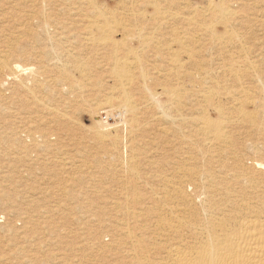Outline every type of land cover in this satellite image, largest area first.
I'll return each mask as SVG.
<instances>
[{
    "label": "bare ground",
    "instance_id": "1",
    "mask_svg": "<svg viewBox=\"0 0 264 264\" xmlns=\"http://www.w3.org/2000/svg\"><path fill=\"white\" fill-rule=\"evenodd\" d=\"M108 1L40 0L39 3L45 7L48 6V10L50 9V11H39L41 16L37 20L47 33V45L51 42L57 47H62V43H64L61 39L51 35L50 29L54 33H59L65 42L70 38L77 43L75 47L77 50L73 48L71 51L68 48L62 53L59 52L61 56H57L60 62L58 68L55 69V71L57 70L55 75L62 84L61 91L65 89L77 92L88 87L96 90L97 92L94 91L95 95L101 97L97 99L100 100L96 110L99 112L98 119L102 120L104 117L106 121L110 120V123L89 128V138L99 145L102 153L107 152V157H105L109 158L107 161L109 164H106L108 167L105 168L112 172V175L110 172L107 177L113 181L110 177L114 176V185H116L112 186L115 187L113 189L109 185L102 189L101 185L99 188L102 190L96 189V191L100 190L98 194L95 193L96 197L89 200L85 198L86 202L90 203L86 205L87 208L92 204L97 208L94 209L97 211H92V216H89L90 213L88 214L90 219L81 220L82 225L84 222L81 229L84 230L85 227L88 229L87 234L92 241L89 244L90 250L88 251L90 252L85 255L80 251L84 256L80 258L74 255L69 258L70 262L63 260L65 258L63 257V261H60L59 264H264V49H260L253 42H245V36L250 35L245 34L246 30L240 29L242 25L251 27L252 24H256L259 21L257 17L259 11H243L241 17L229 18L228 15L234 10H232V4L235 1L232 0V2L224 1L225 5L221 4L219 0H205L204 3L207 6H203L204 10L199 8L200 11L193 5L192 0H120V3L118 0V3L113 5L111 3L110 5ZM11 12L14 13V11ZM250 14L253 15L246 17ZM23 15L25 16V14ZM7 16L9 17V14ZM17 16L15 19H19ZM24 16L21 17L24 18ZM259 24L261 22L258 23V26H261ZM4 25L5 23L2 24V27ZM242 28L246 29V27ZM39 31L41 32L40 29ZM68 45L70 44L68 43ZM212 49H214L213 54L209 56L211 52L208 50ZM11 50L9 52L14 55L13 49ZM2 52L4 53V51ZM3 55L5 56V54ZM51 59L49 60L52 61ZM49 60H46L47 63ZM99 62H105L102 65L109 69L107 79L101 80V77H105L108 71L103 70L107 74L101 76L103 74L101 70L104 68L100 69ZM12 63L7 62L4 58L0 59V73L5 71L7 78L17 82L15 89L19 92L24 87L23 78L21 79L22 73L27 72L28 77L30 76L36 85L39 83V76L44 75L43 72L40 73L43 70H35L32 68L33 66L25 65V67ZM39 66L43 67V64L40 62ZM47 70L49 69L47 68ZM73 70L79 73V78H75ZM46 73L48 71L45 72V75ZM32 88L31 90H33ZM46 91L48 92V90ZM57 96H59V92ZM53 108L50 107L52 112H55ZM94 114L96 113L91 115L89 122L96 117ZM61 115L65 116L66 119H64L67 122L74 123L70 114L63 113ZM46 116L48 117L47 114ZM57 119L59 120L58 117ZM58 120L56 121L58 122ZM6 122L8 121L6 120ZM12 122L14 123V121ZM10 124L11 122L8 125ZM78 124L82 125L83 123ZM43 125L45 126V123ZM58 126L63 127V124ZM38 127L40 129V126ZM7 128L10 131L11 126ZM55 128L58 127L55 125ZM60 129L62 130V128ZM41 130L45 129L41 128ZM58 131L55 130V132ZM19 133H23V131ZM36 133H39L40 138V132ZM64 133L66 135V132ZM56 135L57 138L58 134ZM31 136L34 137V135ZM25 137L27 136L25 135ZM157 137H160L161 143H163V147L160 145L161 152L159 151L161 157L158 161L152 158L153 156L146 157L147 167L153 165L154 168L150 173L142 172L141 170L145 167L140 170L139 161L142 160V158L140 160L142 152L146 151V149L142 151V148L146 144L152 145ZM19 140L22 141L21 137ZM41 145L39 146L41 147ZM15 146L16 144L13 147ZM148 148L152 149L150 146ZM26 150L24 151L26 152ZM11 151L13 152V150ZM150 151L154 153L153 149ZM18 152L21 154L22 151ZM32 152L34 151L32 150ZM146 155L147 152L144 156ZM144 156L141 157L145 159ZM93 161V163H98L95 156ZM55 162L57 161H54V164H56ZM101 164L100 166L103 165L104 168L105 165ZM13 165L10 166L13 167ZM52 165L49 164V166ZM102 167L100 168L103 170ZM67 184L71 185L72 183L68 182ZM13 188L16 187L13 186ZM39 191L41 193V190ZM102 192L107 193L110 198L102 194L107 198L103 199ZM13 193L15 194V191ZM99 193L102 199L99 197ZM42 197L45 198L44 194ZM34 199L36 200V197ZM49 199L51 197L47 201ZM10 201L15 202L11 199ZM104 201L107 202L103 203ZM22 209L27 208L23 207ZM84 211L87 210L84 209ZM22 213L18 214L23 216ZM35 213L34 215H36ZM82 215L80 214V216ZM26 216L28 215L26 214ZM77 217L73 216L72 218ZM63 219L69 222V217H63ZM10 221L11 219L9 223ZM64 221H47L44 230H40V235L46 234V236L42 235V238L39 233H36V243L32 240L33 243L28 245L32 246L31 250L27 249L32 254L24 253L26 251L24 246L30 241L27 237L29 230L23 234L21 228L23 235L20 237L12 235L14 236L13 240L17 239V241L15 244L13 243L12 248L10 247L13 251L10 254L14 256L13 253H18L21 258L9 264H57L58 256L54 252H50L51 254L47 252L41 254V252H45L44 248H49V245L58 246L60 239H63L64 236L77 234L70 228V230L63 229L64 226L62 228L61 223ZM2 226L5 225L2 224ZM6 230L8 231V229ZM10 230L14 233L12 229ZM15 233L19 234L17 231ZM22 238L25 245L20 242ZM76 247L79 250L82 249V247ZM1 254L2 252L0 253L2 258L4 254L3 256ZM52 258L54 260H50L49 263L47 259Z\"/></svg>",
    "mask_w": 264,
    "mask_h": 264
},
{
    "label": "rangeland",
    "instance_id": "2",
    "mask_svg": "<svg viewBox=\"0 0 264 264\" xmlns=\"http://www.w3.org/2000/svg\"><path fill=\"white\" fill-rule=\"evenodd\" d=\"M37 0H0V14L2 15V18H6L5 20H3L1 18V15H0V59H3L6 60L7 62L9 63H13L14 64H20L21 66H27V67H32L34 68L35 70H43V71H40V73H44L45 75V72L48 71V73H46V75L44 76L43 74H41L39 76V83H37L36 85V82L34 83L33 79L30 78V76L28 77V73H22L21 74V79L23 78V83H24V87H23V90H21L19 92V90L15 89V87L17 88V82H13L12 79L10 78H7V75L5 74V71L2 73H0V179H1V184L0 183V187L2 186V188L0 189V198H2L0 201V253L2 252L1 256H11V257H0V264H9L11 262H14L16 261V259H20L21 256L17 253H13L14 256H12V253L13 251H11V248L14 246L13 243L15 244L16 241L13 240L14 239V236L12 235H17L18 237H20L21 235H23L24 233L28 232V244L26 246H24V253L26 252L27 254L31 253L32 252L30 251L32 246H28V245H31L33 242L32 240H34V242L36 243V239H37V234L36 233H39V236L43 238V236H46L41 234L40 235V230H44V227L47 225V221L48 220H51V221H61L63 222L65 219H63V217H69V222H66V220L64 221V223H61L62 224V228L64 226L63 229H66V230H72L73 232H77V234H73L72 235H67V236H64L63 239L61 238L60 239V244L58 246H55V245H49L47 249L44 248V251L45 252H41L42 253H49L51 254L52 252H54V254H56V256H58V260H57V264L60 263V261L62 262L63 260H66L67 262H70L69 258H71L72 256L76 255V257H80L81 256H84L83 254L87 255L88 250L89 249V244H90V241H91V238H89L88 236V229H85L83 230V228L81 229V227L84 225V222H83V225H82V221H86V218L87 220L90 219L88 217V214L89 216H92L91 214H93L92 211H97V210H94V209H97L93 204L88 208L86 205H89V201L86 202V199L89 200V199H93L96 194H98V192L100 190H102L104 187H109L111 186V188H115V187H112V186H116L114 185L115 184V181H114V176L113 177H110L113 179V181H111V179H108L107 176L110 175V170L105 168V167H108L107 165L109 164L107 161H109L108 159L109 158H106L107 157V152H103L105 154H103L101 151L102 149L99 148V145L96 144L95 142H93L92 140H90L89 136H90V133H89V128H92L94 126H97V125H107L110 123V120L106 121L105 118L103 117L102 120H99L98 119V111L97 110V105L98 103L100 102V100L98 101L97 99L98 98H101V97H97L95 94V92H97L96 90H93V89H90L88 87L87 90L86 88L84 90L83 89L81 91H68V90H65V89H62L61 91V82H59V80H57V77H56V71L55 69L58 68V64H59V60H58V55L61 56L60 53H62V51H65L67 50H71L73 51L72 49L76 47L77 43L73 42L70 38H69V41H66L63 40L61 38V35L59 33H54L52 31V29H50V34L55 36L56 38H59L62 40V47H57L56 45H54L53 43H48L47 45V42H48V39H47V36L45 33V30L40 26V23L39 21V16H41V12L39 11H50V9L48 10L47 7H45L42 3L41 7L39 5L40 3V0H38L39 2H36ZM114 0H109L108 3L110 4H117L118 3V0L114 1ZM205 0H192V3L193 5L196 6V9L198 11H200L201 9L204 10L203 6L206 7L207 4L204 3ZM224 1H228V0H219V2L223 5L224 4ZM231 1V0H229ZM232 1H235V3L233 2L232 4V10L231 11L232 13H230L228 15L229 18H238V17H241L242 14H243V11H259L258 12V15L257 17L259 18V21L256 22V24H252L251 27L250 25H242V27H246V29L244 28H240L242 29L243 31L246 30L245 34L246 35H250V36H245V42L247 43H255V45H257L260 49H264V0H249V1H245V0H239V3H238V0H232ZM231 1V2H232ZM33 2V4H32ZM116 2V3H115ZM121 1L119 0V3ZM243 2V3H242ZM256 2V3H255ZM22 3V4H21ZM110 4V5H111ZM256 4V5H255ZM198 5V6H197ZM201 6V7H200ZM30 7V8H29ZM45 7V9H44ZM253 7V8H251ZM38 8H40L38 10ZM43 8V9H42ZM201 8V9H199ZM47 9V10H46ZM175 9V8H174ZM11 11H14V14L13 12ZM21 11V12H20ZM34 11V12H33ZM39 13H38V12ZM52 11V10H51ZM54 11V10H53ZM263 11V12H262ZM17 12V13H16ZM33 12V13H32ZM36 12V14H34ZM262 12V13H260ZM13 13V15H12ZM20 13V14H19ZM25 14V16L23 14ZM27 13V14H26ZM31 13V14H30ZM5 14H6V17H5ZM9 14V17L7 16ZM10 14H11V18H10ZM17 14H19V16H17ZM262 14V16H260ZM4 15V16H3ZM19 17V19H25V21H19V19H15L16 17ZM31 15V16H30ZM253 14H250L246 17H251ZM24 16V18L22 17ZM37 16V17H35ZM64 16V15H63ZM13 17V18H12ZM29 17V18H28ZM35 17V18H34ZM62 17V16H61ZM262 17V18H261ZM10 19V20H9ZM13 19H15L14 21H12ZM36 19V20H35ZM262 19V20H261ZM7 20V22H6ZM27 20V21H26ZM29 20V21H28ZM261 20V21H260ZM17 23H16V22ZM2 22V23H1ZM15 22V23H14ZM20 22V23H19ZM22 22V23H21ZM25 22V23H24ZM28 22V23H26ZM30 22V23H29ZM35 22V24H34ZM261 22V26H258V23ZM5 25L2 27V24ZM9 23V24H8ZM37 23V24H36ZM263 23V24H262ZM14 24V26H13ZM18 24V25H16ZM24 24V25H23ZM28 24V25H27ZM30 24V25H29ZM26 25V26H25ZM39 25V26H38ZM255 25V26H254ZM9 26V27H7ZM29 27V28H25V27ZM31 26V27H30ZM39 28H37V27ZM241 26V25H239ZM41 27V28H40ZM16 28V29H15ZM36 28V29H35ZM252 30H251V29ZM20 29V30H19ZM26 29V30H24ZM39 29L41 30V32L39 31ZM250 29V30H248ZM22 31V32H21ZM43 31V33H42ZM53 33H52V32ZM250 31V32H249ZM25 32V34H24ZM29 34H28V33ZM36 32H38L36 34ZM48 32V31H47ZM58 32V31H56ZM36 34V35H35ZM35 35V36H34ZM45 36V38H44ZM59 36V37H57ZM33 40H32V38ZM38 37V38H37ZM247 37V38H246ZM8 38V39H7ZM40 38V39H39ZM6 39V40H5ZM18 39V40H17ZM36 39V40H34ZM40 40V41H39ZM43 40V41H42ZM6 41V42H5ZM45 42V43H44ZM68 43L70 45H68ZM74 43V44H73ZM51 44V45H49ZM66 44V45H65ZM15 47H14V46ZM18 45V46H17ZM33 45V46H32ZM12 48H11V47ZM72 46V47H71ZM210 46V45H209ZM56 47V48H55ZM66 47V49H65ZM6 48V49H5ZM13 49L14 51V55H11V53L9 51H12L11 49ZM48 48V50H47ZM40 49V50H39ZM42 49V50H41ZM49 49H51V51H49ZM59 51H58V50ZM64 49V50H63ZM77 50V48H75ZM210 49V47H209ZM45 50V51H44ZM53 50V51H52ZM214 49L212 50H208L209 52V56H211L213 53ZM4 51V53L2 52ZM27 51V52H26ZM42 51V52H41ZM55 51V52H54ZM61 51V52H60ZM6 52V53H5ZM9 52V53H8ZM40 52V54H39ZM52 55H51V53ZM60 52V53H59ZM5 54V56L3 54ZM23 55H22V54ZM28 53V54H27ZM35 53V54H34ZM57 53V54H56ZM59 53V54H58ZM8 56H7V55ZM50 54V55H49ZM55 54V55H54ZM10 55V56H9ZM18 55V56H17ZM44 55V56H43ZM4 56V57H3ZM6 56L8 57V59L6 58ZM15 56V57H13ZM25 56V57H24ZM38 56V58H37ZM52 56V57H50ZM3 57V58H2ZM44 57V58H43ZM50 57V58H49ZM56 57V58H55ZM48 58V59H47ZM52 58V59H51ZM55 58V59H53ZM210 58V57H209ZM14 59V60H13ZM18 59V60H17ZM49 59H51L52 61H50ZM13 60V61H12ZM38 60V61H37ZM49 60V62L47 63V61ZM58 60V61H57ZM104 61H108V60H104ZM18 62V63H17ZM40 62L41 64H43V67L42 66H39L40 65ZM12 63V64H13ZM54 63V64H53ZM100 63V62H99ZM105 63V62H104ZM103 62H101L99 64V67L100 69L101 68H104L101 70V72L103 73L101 76L107 74L105 77H101V80H103V78L107 79L108 75H109V69L107 66L105 65H102L104 64ZM51 64H52V67H51ZM30 65V66H29ZM25 66V67H26ZM36 66V67H35ZM38 66V67H37ZM49 70H47V68ZM55 66V67H54ZM57 66V67H56ZM52 69V70H51ZM45 70V71H44ZM47 70V71H46ZM103 70H105L103 72ZM55 71V72H54ZM74 71V76L75 78H79V73L76 72L75 70ZM78 73V74H77ZM50 74H53V75H50ZM76 74V75H75ZM3 75V76H2ZM50 75V76H49ZM23 76V77H22ZM46 77V79H45ZM52 82H51V79ZM3 78V79H2ZM6 78V79H5ZM26 78V79H25ZM56 78V79H55ZM25 79V80H24ZM29 79V80H28ZM31 79V81H30ZM104 79V80H105ZM2 80V81H1ZM28 80V81H27ZM3 81H6V82H3ZM26 81V82H25ZM45 83H43V82ZM47 81V82H46ZM56 81V82H55ZM42 82V83H41ZM58 82V84H57ZM4 83V85L2 84ZM8 83V84H7ZM28 83V84H27ZM31 83V84H30ZM16 84V86H15ZM42 84L44 85L42 87ZM47 84V85H46ZM50 84V85H48ZM54 84V85H53ZM58 86H57V85ZM61 84V85H60ZM9 85V87H8ZM33 85V86H32ZM4 86V87H3ZM27 86V87H26ZM39 86V87H38ZM48 86V87H47ZM57 86V88H56ZM60 86V87H59ZM7 87V89H6ZM29 87V88H28ZM31 87H33L31 90ZM35 87V88H34ZM42 89H41V88ZM2 88V90H1ZM5 90H4V89ZM26 88V89H25ZM9 89V90H8ZM36 89V90H35ZM41 89V90H39ZM45 89V90H44ZM54 89V90H53ZM91 91H90V90ZM26 92H25V91ZM39 92H38V91ZM48 90V92L46 91ZM52 90V91H51ZM59 90V91H57ZM17 91V92H16ZM28 91V92H27ZM95 91V92H94ZM59 92V96H57V93ZM72 92V93H71ZM76 92V93H75ZM86 92V94H85ZM93 92V93H91ZM32 93V94H31ZM34 93V94H33ZM84 95H83V94ZM91 97H90V95ZM62 97H61V95ZM80 94V95H79ZM93 94V95H92ZM47 95V96H46ZM49 95V96H48ZM68 95V97H66ZM95 95V96H94ZM88 96V97H87ZM93 96V97H92ZM49 99H48V98ZM84 97V98H83ZM97 97V98H96ZM4 98V100H3ZM67 98V99H66ZM91 100H90V99ZM51 99V100H50ZM94 99V101H93ZM27 100V101H26ZM48 100V101H47ZM37 101V102H35ZM93 101V102H92ZM42 104V105H41ZM80 104V105H79ZM96 104V105H95ZM30 105V106H29ZM41 105V106H40ZM20 106V107H19ZM43 106V107H42ZM45 106V107H44ZM48 106V107H47ZM50 107H54V108H57V109H54L53 108V111L55 112H52V108L50 109ZM95 107V108H94ZM21 109V110H20ZM52 112H50V111ZM11 111V112H10ZM44 111V112H43ZM47 112V113H46ZM60 112V113H58ZM3 113H6L5 115ZM7 113H9L7 115ZM49 113V114H48ZM54 113V114H53ZM70 114V116L73 118V122L74 123H69L67 122L65 119V116L64 115H61V114ZM93 113H96L94 114L96 117L94 118V120L90 121L89 122V119L91 117V115H93ZM6 116L5 118H3L4 116ZM46 114L48 115V117L46 116ZM52 114V115H51ZM57 114V115H56ZM55 115V117H54ZM3 116V117H2ZM15 116V117H14ZM53 118H52V117ZM64 116V117H63ZM35 117V118H34ZM57 117L59 118V120L57 119ZM7 118V119H6ZM11 118V119H10ZM16 120H15V119ZM52 118V119H51ZM65 118V119H64ZM2 119V120H1ZM29 119V120H28ZM47 119V120H46ZM54 119V120H53ZM6 120L11 124L8 125L9 123L6 122ZM23 120V121H22ZM42 120V121H41ZM58 120V122L56 121ZM14 121V123L12 122ZM22 121V122H21ZM31 121V122H30ZM46 121H49V122H46ZM65 121V122H63ZM16 122V123H15ZM54 122V124H53ZM63 124V127L62 126H58V125H62L61 123ZM77 124H76V123ZM3 123V124H1ZM18 123V126H16ZM21 123V124H19ZM45 123V126L43 125ZM46 123H49V124H46ZM59 123V124H58ZM78 123H83L82 125H79ZM15 124V125H14ZM33 124V125H32ZM67 124V125H66ZM14 125V126H12ZM55 125L58 127V128H55ZM10 128L11 126V129L10 131H8L9 129L7 127ZM25 126L26 130L23 129V127ZM33 126V127H32ZM36 126V127H35ZM40 126V129L39 127ZM3 127V128H2ZM16 130H13L15 129ZM53 129V132H52V129ZM62 128V130L60 128ZM65 127V128H64ZM39 130H37V129ZM42 129H45V130H41ZM47 128V129H46ZM49 128V129H48ZM6 129V130H5ZM36 129V130H35ZM60 129V130H59ZM65 129V131H64ZM12 130V132H11ZM18 130V131H17ZM20 130V131H19ZM23 133H19V132H22ZM30 130V131H28ZM35 130V131H34ZM51 130V131H50ZM58 131V132H55ZM4 131V132H2ZM7 131V132H5ZM34 131V132H33ZM40 132V138H39V133H36V132ZM48 131V132H47ZM17 132V133H16ZM29 132H32V133H29ZM66 132V135L65 133ZM68 132H70L68 134ZM155 132H158V130ZM2 133V134H1ZM5 133V135H3ZM16 133V134H15ZM36 133V134H35ZM14 134V135H13ZM19 134V135H18ZM27 137H25V135ZM56 134H58V139L56 138ZM8 135V136H6ZM21 135V136H20ZM31 135H34L31 136ZM48 135V136H47ZM69 135V136H68ZM5 136V137H4ZM13 136H14V139H13ZM43 136V137H42ZM47 136V137H46ZM55 136V137H54ZM72 136V137H71ZM87 136V137H85ZM15 137H16V141H15ZM19 137V138H18ZM22 139V141H20L19 139ZM29 138V139H26L25 138ZM32 137V139H31ZM37 137V138H36ZM46 137V138H45ZM53 137V138H52ZM61 137V138H60ZM70 137V138H69ZM85 137V138H84ZM39 138V139H38ZM60 138V139H59ZM64 138V139H63ZM10 139V140H8ZM26 143H25V141ZM43 139V140H42ZM52 142H57V146L55 145V143H52ZM54 139V140H53ZM158 139V140H157ZM160 137H157L156 138V141H160V142H156L154 141L152 145L150 144H144V148H142L144 152H142L141 156H144L147 152V155L144 156L145 159H143V157L140 156V160L142 158V162H140V170L142 168L141 171L142 172H146V173H150L152 172L151 170H153L154 166L152 165L150 168L147 167V162H146V157L147 158H151L150 156H153L152 158H155L157 161L159 160V157L160 156V153L159 151L161 152V148L163 147V143H161V139ZM5 140V141H4ZM7 140V141H6ZM29 140L30 141V144H29ZM41 140V142H40ZM59 140V141H58ZM18 141V142H17ZM45 141V142H43ZM47 141V142H46ZM89 141V142H88ZM4 142V143H3ZM9 142V143H8ZM14 142V143H13ZM24 142V143H23ZM37 142H40V143H37ZM50 143V146H49V143ZM74 142V143H72ZM34 143V144H33ZM37 143V145H36ZM43 143H45L43 145ZM161 143V144H159ZM4 144V146H3ZM16 144L15 147H13L14 145ZM27 144V145H26ZM42 144V145H41ZM54 144V145H53ZM96 144V145H95ZM157 144H159V146H157ZM9 145V147H8ZM36 145V146H35ZM41 145V147L39 146ZM155 145V146H154ZM162 147H161V146ZM21 148H20V147ZM25 146V147H23ZM29 146V147H28ZM43 146H44V149H43ZM47 146V148L45 149V147ZM52 146V147H51ZM152 147V149L154 150V153L150 150V148L148 147ZM6 147V148H5ZM8 147V148H7ZM19 147V148H18ZM23 147V148H22ZM34 147V148H33ZM159 147V148H157ZM12 148V149H11ZM16 148V149H15ZM29 150L30 148H32L31 150H29L27 152V150ZM43 150H41V149ZM99 148V149H98ZM6 149V151H4ZM7 149H9L7 151ZM23 149V150H22ZM13 150V152L11 151ZM26 150V152L24 151ZM32 150L35 152H32ZM100 150V151H99ZM148 150V151H147ZM158 153H157V151ZM14 151H17L16 153ZM18 151H22L21 154L18 152ZM100 152V153H99ZM2 153V154H1ZM4 153V154H3ZM7 153V157L5 156V154ZM14 153V155H13ZM18 153V154H17ZM28 153L32 154V155H29ZM38 153V154H37ZM47 153V154H46ZM102 153V154H101ZM156 153V154H155ZM28 154V155H27ZM144 154V155H143ZM149 154V156H148ZM155 154V155H154ZM4 155V156H3ZM16 155V156H15ZM19 157H18V156ZM28 156V159H27V156ZM41 155V156H40ZM158 157H157V156ZM12 156L13 159H12ZM37 156V157H36ZM95 156V158L98 160V163L95 162L93 163V157ZM103 158H101V157ZM106 156V157H105ZM24 157V158H23ZM35 157V158H34ZM100 157V158H99ZM157 157V158H156ZM7 158V159H6ZM15 158V159H14ZM19 158V159H18ZM36 160H34V159ZM83 158V159H82ZM8 159H10L8 161ZM17 159V160H16ZM23 159V160H22ZM31 161H30V160ZM45 159V160H44ZM52 160L50 162V160ZM57 159V160H55ZM102 161H101V160ZM154 159V160H155ZM20 160V162H19ZM145 160V161H144ZM12 161V162H10ZM15 161H18L15 163ZM46 161V162H45ZM50 163H49V162ZM54 161H57L55 162L56 164H54ZM59 161V162H58ZM64 161V163H63ZM93 161V162H92ZM103 161H105L103 163ZM53 162V163H52ZM104 164V168L102 167ZM146 162V164H145ZM12 163V164H10ZM91 163V164H90ZM9 164V166H8ZM15 166H14V165ZM52 165V166H49ZM61 164V165H59ZM85 164V165H84ZM94 164V165H93ZM100 164L102 166H100ZM107 164V165H106ZM13 165V167L11 166ZM56 165V166H55ZM59 165V166H58ZM92 165V166H91ZM142 165V166H141ZM144 165V166H143ZM61 166V167H60ZM80 166V167H79ZM99 167V168H98ZM102 167L103 170L100 168ZM59 168V169H58ZM150 170H149V169ZM56 169V170H55ZM77 169V170H76ZM148 169V170H147ZM5 170V171H4ZM11 170V171H10ZM17 170V171H16ZM59 170V171H58ZM106 170V172H105ZM99 171V172H98ZM109 171V172H108ZM149 171V172H148ZM2 172V173H1ZM55 172V173H54ZM7 173V174H6ZM10 173V175H8ZM14 173V174H12ZM17 173V174H16ZM109 173V175H108ZM4 174V176H3ZM5 174L7 175V177L5 176ZM19 174V175H18ZM107 174V175H106ZM13 175V176H12ZM111 175H112V172H111ZM16 176L18 177L16 179ZM22 176V177H21ZM100 178H99V177ZM5 177V178H4ZM14 179H13V178ZM69 177V178H67ZM73 177V178H72ZM73 180H72V179ZM99 178V179H98ZM11 179V180H10ZM72 180L71 182L69 180ZM99 180V181H98ZM106 180V181H105ZM65 181V182H63ZM103 183H102V182ZM10 182V183H9ZM12 182V183H11ZM72 183L71 185L70 184H67V183ZM73 182L74 185H73ZM114 182V183H113ZM10 184V185H9ZM12 184V185H11ZM14 184V185H13ZM100 184V185H99ZM5 185V186H4ZM102 185V186H101ZM109 185V186H108ZM16 187V188H13ZM41 186V187H39ZM92 186V187H91ZM94 186V187H93ZM101 186L102 189H100L99 187ZM90 187V188H88ZM97 187V188H96ZM4 188H5V191H4ZM11 188V190H9ZM40 188V189H39ZM48 188V189H47ZM95 188V191H93ZM3 189V190H2ZM7 189V190H6ZM15 189V190H13ZM90 189V190H89ZM96 189H100L98 191H96ZM4 192L2 193L1 192ZM38 190H41V193L40 191L38 192ZM47 192H46V191ZM89 192H88V191ZM15 191V195L13 192ZM44 191V192H43ZM54 193H53V192ZM72 191V192H71ZM74 191V192H73ZM84 191V192H83ZM90 191H91V194H90ZM50 192H52L51 194H49ZM73 193V195L70 194ZM6 193V194H5ZM11 193V194H10ZM13 193V194H12ZM33 193V194H32ZM38 193V194H37ZM70 196H69V194ZM80 194L79 196L76 195V194ZM94 193V194H93ZM39 194L41 195L39 197ZM44 194L45 198L42 197V195ZM59 194V195H58ZM61 194V195H60ZM90 194V195H88ZM102 194L106 197H109L107 193H104L102 192L101 193V196ZM106 194V195H105ZM13 197H10L12 196ZM28 195V196H27ZM30 195V196H29ZM38 195V196H36ZM66 195V196H65ZM83 195V196H82ZM5 196V198H4ZM14 196H18V197H14ZM33 196V197H32ZM53 196V198H52ZM75 196V197H73ZM87 196V197H85ZM100 196V193H99V197L101 198ZM33 199H32V198ZM36 197V200L34 199ZM39 197V198H38ZM48 201L47 199L50 198ZM68 197V198H67ZM71 197V198H70ZM73 197V198H72ZM90 197V198H89ZM106 197H103V199H107ZM9 198V199H8ZM18 198V199H17ZM30 198V199H29ZM47 198V199H46ZM83 198V199H81ZM86 198V199H85ZM101 198V199H102ZM110 198V197H109ZM11 200H15V202H11ZM29 199V200H28ZM46 199V200H45ZM68 199V200H67ZM70 199H72L71 202ZM33 200V202H32ZM39 200V201H38ZM41 200V201H40ZM65 200V201H64ZM77 200V202H76ZM43 201V202H42ZM56 201V202H55ZM21 202V203H20ZM39 202V203H38ZM45 202V203H44ZM66 202V203H65ZM79 202V203H78ZM85 202V203H84ZM107 201H104L103 203H105ZM15 203V204H13ZM49 203V204H48ZM61 203V204H60ZM68 203H72V204H68ZM77 205H76V204ZM93 203V202H92ZM103 203H99L100 205H102ZM28 204V205H27ZM42 204V205H41ZM59 204V206H57ZM63 204V205H62ZM64 204H67V205H64ZM75 204L74 207H72L73 205ZM81 204V206H80ZM19 207H18V206ZM20 205H21V208H20ZM51 205V206H50ZM53 205V206H52ZM69 205V206H68ZM83 206V207H82ZM24 207L27 208L25 210H23L22 208ZM59 207V208H57ZM82 207V208H81ZM51 208V209H50ZM61 208V210H60ZM73 208V209H72ZM78 208V209H77ZM87 208V209H86ZM51 211H50V210ZM59 209V210H58ZM83 209V210H81ZM87 210V211H84ZM92 209V210H91ZM21 210H23L21 212ZM27 210V211H26ZM52 210H54V212H52ZM74 212H73V211ZM81 210V211H79ZM32 211V212H30ZM44 211V212H43ZM49 211V212H48ZM79 211V212H78ZM82 211H84L82 213ZM36 212V213H35ZM47 212V213H45ZM58 212V213H56ZM78 212V213H77ZM81 212V213H80ZM18 213H22V215L18 214ZM34 213L37 215H34ZM49 213V214H48ZM83 214L82 216H80V214ZM86 215H85V214ZM95 213V212H94ZM26 214L28 216H26ZM30 214V216H29ZM54 214V215H53ZM59 214V215H57ZM45 216L44 218H42L41 216ZM47 216V217H46ZM54 216V217H53ZM63 216V217H62ZM73 216L77 217V218H72ZM27 217V218H26ZM29 217V218H28ZM32 217V218H31ZM48 217H50V219H48ZM8 218V219H7ZM31 218V219H30ZM47 220H46V219ZM11 219L10 223H9V220ZM28 219V220H27ZM39 219V220H38ZM83 219V220H82ZM46 220V221H45ZM73 221V222H70V221ZM77 220V221H76ZM79 220V221H78ZM82 220V221H81ZM8 221V222H6ZM14 223H13V222ZM29 221V222H28ZM4 222V223H3ZM28 222V223H27ZM45 222V223H44ZM74 222H77V223H74ZM79 222V223H78ZM68 225H67V224ZM72 223V224H71ZM5 225V226H2ZM15 224V225H14ZM44 224V225H43ZM11 225V226H10ZM28 225V226H27ZM42 225V226H40ZM67 225V227H66ZM74 225V226H73ZM9 226V227H8ZM12 227V228H11ZM27 227H29L27 229ZM38 227V228H37ZM41 227V228H40ZM2 228V229H1ZM8 229V231L6 229ZM17 230H16V229ZM20 228V229H19ZM23 230H22V229ZM31 228V229H30ZM70 228V229H69ZM88 228H90V226H88ZM12 229L13 232H10ZM20 234H16L15 230ZM74 229V230H73ZM4 230V231H3ZM19 230V231H18ZM23 234H21L22 232ZM26 230V231H25ZM85 230H86V233H85ZM79 232V233H78ZM10 233V234H8ZM86 234V235H85ZM10 238L11 236V240L8 238V236ZM43 235V236H42ZM3 236V237H2ZM6 238H5V237ZM60 236H63L62 234H60ZM2 238H4L2 240ZM8 240V242H7ZM14 242H13V241ZM26 240V239H25ZM3 241V242H2ZM5 242V244H4ZM12 242V243H11ZM21 243H23V238L22 240L20 241ZM92 242V241H91ZM6 243H9V244H6ZM20 243V244H21ZM82 243V244H81ZM25 245V242L23 243ZM81 244V245H80ZM12 245V246H11ZM67 245V246H66ZM53 246V247H52ZM76 246H79V248L82 247V249H77ZM7 247V249H6ZM11 247V248H10ZM28 247V248H27ZM30 247V248H29ZM57 249H55V248ZM67 247V248H66ZM73 250H72V249ZM75 248V249H74ZM27 249H30V250H27ZM10 250V251H9ZM71 250V251H69ZM77 250V251H75ZM4 251V252H3ZM6 251V252H5ZM8 251V252H7ZM34 251V250H32ZM58 251V252H57ZM61 251V252H60ZM83 253H81V252ZM51 252V253H50ZM56 252V253H55ZM61 254H60V253ZM63 252H64V255H63ZM23 253V254H24ZM25 253V254H26ZM59 253V254H58ZM68 254V255H67ZM91 254V253H90ZM18 255V256H17ZM62 255V256H61ZM89 255V254H88ZM17 256V257H15ZM68 256V257H67ZM49 257V256H48ZM47 257V258H48ZM65 257V258H63ZM61 260H60V259ZM63 258V260H62ZM4 259V260H3ZM7 259H10V260H7ZM2 260V261H1ZM50 260L53 261L54 259H47V261L50 263ZM8 261V263H6ZM65 262V261H64ZM85 264V263H84ZM88 264V263H86Z\"/></svg>",
    "mask_w": 264,
    "mask_h": 264
}]
</instances>
